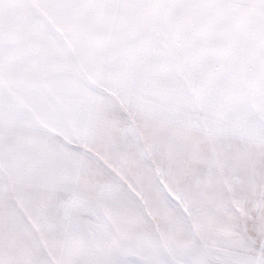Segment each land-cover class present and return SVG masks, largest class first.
<instances>
[{
	"label": "snow or ice",
	"instance_id": "snow-or-ice-1",
	"mask_svg": "<svg viewBox=\"0 0 264 264\" xmlns=\"http://www.w3.org/2000/svg\"><path fill=\"white\" fill-rule=\"evenodd\" d=\"M0 264H264V0H0Z\"/></svg>",
	"mask_w": 264,
	"mask_h": 264
}]
</instances>
